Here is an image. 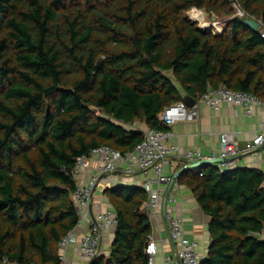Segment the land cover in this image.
<instances>
[{"label": "trees", "instance_id": "obj_1", "mask_svg": "<svg viewBox=\"0 0 264 264\" xmlns=\"http://www.w3.org/2000/svg\"><path fill=\"white\" fill-rule=\"evenodd\" d=\"M193 8L228 17L223 32L198 27ZM262 28L264 0H0V264H60L77 223L76 159L100 146L133 150L144 138L137 121L168 131L165 108L220 86L264 102ZM200 171L187 181L210 218L200 264H264V173ZM104 194L114 239L89 264H148L147 194Z\"/></svg>", "mask_w": 264, "mask_h": 264}, {"label": "built area", "instance_id": "obj_2", "mask_svg": "<svg viewBox=\"0 0 264 264\" xmlns=\"http://www.w3.org/2000/svg\"><path fill=\"white\" fill-rule=\"evenodd\" d=\"M233 7L236 9V17L248 19L237 3L234 2ZM196 11V9H192V12L195 13ZM196 17L189 18L193 22L199 21L195 19ZM213 25L198 27L206 29L213 34H221L223 32V29L221 30L219 26L215 28ZM261 37L264 38V28L261 29ZM223 104L243 107L248 114V109L251 105H260L262 102L251 93L234 91L220 86L208 88L192 107H187L184 101H180L165 108L158 117L167 127H170L178 121L194 120L198 116L199 105L217 110ZM143 133V140L126 154H122L108 146H100L92 149L89 155H83L76 159L73 170L76 188L72 195V200L77 214V223L75 228L69 231L60 241L59 249L63 250L70 243L75 242V229L87 222V230L79 238L78 246L89 262L98 256L104 231L117 224L116 215L108 209L95 214L91 213L90 209L94 192L101 179L108 178L112 182V177L116 173H122L125 177L140 174L142 178L140 187L147 194L144 211L149 219H153L162 208L163 190L161 186L171 184L178 175L176 170L168 172L164 170L165 165L172 156L181 155L184 161V168L194 162H213L219 158L222 162L216 164L219 171L223 172L236 167V158L238 156L254 152L264 145V133L257 134L244 148H238L230 135L222 133L220 135V152L218 155L204 156L199 151L190 150L180 154L177 146L166 144V141L171 136L170 131L145 129ZM94 164L95 172L85 179V174L90 170L91 165ZM199 174L202 175L201 172ZM164 221L175 249L171 256L163 258L162 264H200L203 257L197 251V243L185 235L182 218L173 216L170 212L165 211ZM259 237L264 238V229H262ZM145 253L148 256V264H156L158 247L151 235L148 236ZM59 261L60 264H63L64 255L59 254ZM3 264L13 263L5 261Z\"/></svg>", "mask_w": 264, "mask_h": 264}, {"label": "crops", "instance_id": "obj_3", "mask_svg": "<svg viewBox=\"0 0 264 264\" xmlns=\"http://www.w3.org/2000/svg\"><path fill=\"white\" fill-rule=\"evenodd\" d=\"M224 23L223 27L225 28L226 23ZM248 110L249 113L247 114L243 107L223 104L217 110H213L204 105H199L198 116L194 120L178 121L169 127L168 131H170L171 136L166 144L177 146L180 154L190 150L199 151L204 156L218 155L220 152V135L227 133L238 148H244L257 134L264 133V102L260 105H251ZM140 128L142 130L147 129L144 125ZM211 164L217 165L216 163ZM204 165L191 168L188 175H181L182 171L187 169L184 168L181 155L172 156L165 165V172L176 170L178 175L171 184L161 186L163 190L162 208L155 218L150 219V235L158 247L156 264H162L163 258L171 256L175 249L164 221L165 211L182 218L185 235L197 243V251L203 259L207 255L210 244L208 232L210 218L202 211L187 185L189 176L199 174ZM235 168L254 169L264 173V145L254 152L238 156ZM94 172L95 164L91 165L90 170L85 174V179ZM141 180L140 174L125 177L122 173H116L112 177V182L108 178L101 179L94 192L91 213L95 214L107 209L114 213L104 191L116 186L140 187ZM115 229L116 226H112L104 231L98 255L109 254ZM86 230L87 222H84L75 229L76 241L70 243L63 250L59 249V254L64 255L63 264H89L78 246L79 238Z\"/></svg>", "mask_w": 264, "mask_h": 264}, {"label": "rangeland", "instance_id": "obj_4", "mask_svg": "<svg viewBox=\"0 0 264 264\" xmlns=\"http://www.w3.org/2000/svg\"><path fill=\"white\" fill-rule=\"evenodd\" d=\"M195 9V8H194ZM234 9H235V7H234ZM197 11L194 13V12H192V9L190 10V11H188L187 13H186V15L188 16V17H190V18H194L195 16H197L195 19H198L199 21H196V23H197V25L198 26H202V27H206V26H208L209 24H214L213 25V27H215V28H217V26H219L220 27V29L222 30H224V25H223V23L225 22H227L228 20H229V18L228 17H225L224 15H218L217 17L216 16H213L212 14H208V13H206L204 10H202V9H196ZM235 11H236V9H235ZM213 19V20H212ZM222 23V24H221ZM224 23V24H225ZM135 126L137 127V128H140L141 126H142V123L141 122H139V121H137L136 122V124H135Z\"/></svg>", "mask_w": 264, "mask_h": 264}, {"label": "water", "instance_id": "obj_5", "mask_svg": "<svg viewBox=\"0 0 264 264\" xmlns=\"http://www.w3.org/2000/svg\"><path fill=\"white\" fill-rule=\"evenodd\" d=\"M243 24L245 26H247L248 28H250L251 30H253V31H257L259 29V27H260V24L256 20H254L252 18L245 19L243 21ZM184 102H185L187 107H192L195 104L196 101L194 99H192L191 97H186L184 99ZM90 109L94 113L97 112L96 108H90ZM220 162H222V160L219 159V158L214 160L213 162H194L190 166H188L187 168H193V167H197V166L204 165V164L220 163Z\"/></svg>", "mask_w": 264, "mask_h": 264}]
</instances>
